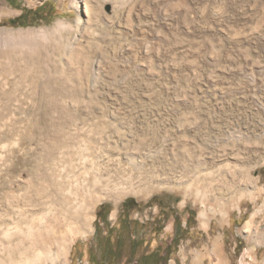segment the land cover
I'll use <instances>...</instances> for the list:
<instances>
[{
  "label": "rangeland",
  "instance_id": "obj_1",
  "mask_svg": "<svg viewBox=\"0 0 264 264\" xmlns=\"http://www.w3.org/2000/svg\"><path fill=\"white\" fill-rule=\"evenodd\" d=\"M11 1L0 0V21L43 3L51 18L0 26V212L10 194L28 211L34 202L25 198L43 195L58 212L55 195L71 191L83 153L88 172L124 189L107 193L101 185L90 196L67 194L69 225L57 230L69 234L58 264H91L93 233L106 230L98 212L105 208L116 226L127 199L136 204L127 215L148 223V264H262L264 245L242 227L258 210L253 224L264 233V150L238 153L247 161L250 193L222 212L216 194L196 195L194 185L186 186L210 173L212 163L236 158L227 144L231 133L249 148L255 138L264 141V0H80L82 10L74 0ZM66 115V143L54 157L52 130ZM80 133L98 140L85 144ZM130 177L132 188L124 182ZM52 182L64 191H54ZM74 202L80 205L73 209ZM176 226L183 231L173 246Z\"/></svg>",
  "mask_w": 264,
  "mask_h": 264
},
{
  "label": "bare ground",
  "instance_id": "obj_2",
  "mask_svg": "<svg viewBox=\"0 0 264 264\" xmlns=\"http://www.w3.org/2000/svg\"><path fill=\"white\" fill-rule=\"evenodd\" d=\"M73 3H75L76 9L82 10V8H84L80 0H74ZM84 9H86V8H84ZM94 12H96V11H94ZM76 22H77L76 24H78V25L81 23L80 16L78 17ZM62 24H61V22H59L57 25L61 26ZM50 35H51V33H50ZM52 37H54V35ZM34 48L36 49L37 47L35 46ZM33 50L34 49H31V51H33ZM54 50H55V48H54ZM38 51H40V50H38ZM37 54H38V52H37ZM57 55H58V53H57ZM36 57H37V55H36ZM29 59H30V57H29ZM33 59H34V57H33ZM33 59L31 58V60H33ZM40 59L41 58H39V60ZM33 62H35V60ZM53 62H54V60H53ZM47 63H48V61H47ZM51 66L52 65H50V68H51ZM60 66H59V68H60ZM35 67H37V66H35ZM47 68H49V67H47ZM42 69L43 68H41L40 70L42 71ZM66 69H68V68H66ZM69 69H71V67ZM54 70H56V69H54ZM57 71H58V69H57ZM57 71H56V73L58 74L59 71L58 72ZM33 72L35 74V71H33ZM57 74L55 76H57ZM52 75H54V74H52ZM40 77H41V75H40ZM52 77L53 76H51V80H52ZM48 78L49 77H47V80H48ZM62 78L64 79V77H62ZM38 79H39V77H38ZM34 80H36V79H34ZM35 83H37V82H35ZM64 83H66V82H64ZM59 85H63V84L61 83ZM65 85H63V86H65ZM57 87H59V86H57ZM57 87H55V88H57ZM68 88H65V89H68ZM58 90H61V89H58ZM68 91L70 92L71 90L68 89ZM1 92H3V90H1V88H0V93ZM6 92H8V91H6ZM32 92H33V90H32ZM62 92H60V93H62ZM73 92H71V93H73ZM52 94H53V91H52ZM68 96H70V95H68ZM62 115H64V114H62ZM73 115H75V114H73ZM94 116H92V117H94ZM66 117H67L66 121H62V123L60 124V122H61V120H60V122L58 123L60 126L59 125L54 126L55 130H54V128L52 130L53 131V138L55 139V141H53L54 142V147H53V155H54V157H55V154H57L61 150V148L64 147V145L66 143L64 141V138H65L66 133H68V132H65V129L67 127L63 126V124H65V122H66V124L68 123V120H69L68 119V115H66ZM92 117L88 116V119H90V120L95 122V120H94L95 117L94 118H92ZM79 119L82 122H85L87 120L85 118H82V119L79 118ZM80 120H78V121H80ZM92 127H93V130H97L98 135H102L103 134L102 132H104V131H102V129L100 130V128H98L97 124H93ZM80 134L84 137L83 140H81V141L83 143H85V144L88 143L89 140L91 141V143L94 140H95L94 142L96 143L97 140H98L95 136L87 137V135L84 136V134H82V133H80ZM78 136H79V134H70L71 140H73L72 138L75 139ZM229 137H230V139L227 142V144L229 146H232L233 148H236V158L235 159H229L228 158L227 160L221 159L222 161L220 160V161L212 163V165H211L212 170L210 171V173L202 174V176H199V175L196 176L195 175L193 180H191L190 184H188L186 186L187 190L189 191V190H191V185H194V187L191 190V192L194 191L196 195H200V194L204 195L205 192L209 193L210 191L212 192V194H216L218 196V198H212V199H213L214 205L221 212L228 208L229 204L234 200V197H236L237 195L239 197H242L244 194L250 193V190L248 189L249 188L250 178H249V174L247 173V171L249 170L248 165H247V161L244 160L243 158H241L240 156H238V153H240L241 150L242 151L243 150L244 151L245 150L248 151L250 149H252V150L254 149L257 152L264 150V141L260 140L259 138H255L256 141L253 139L254 141L253 142L251 141V143H253L252 145H254V144H256V145L254 147H252V148H249V147H246V145H244V143L248 142L247 139H246V141H244V140H242L241 136L239 137L237 134L234 135V133H231ZM240 140H242V141H240ZM246 144H248V143H246ZM225 147H226V144L221 149H223L224 152H226V154H228V152L225 150ZM189 152H190L189 153L190 156L187 155V157L188 158H193L194 157L193 152L192 151H189ZM191 152H192V154H191ZM68 154H69V152H67V155ZM57 155H56V157H57ZM84 156H83V153H82V155L80 154V155H78L76 157L77 161H78V165L80 167L79 170H82V172H81V174L74 176L73 183L70 185V190L72 191V193H71V191L68 190L67 194L75 195V194L78 193L79 190H81L84 193H87V195L89 193V196H90V194H94V193H97L98 191H100L101 190V187H100L101 185L105 186L103 191L107 192V193L113 192L115 190H123L124 189V188L119 189L116 185H110L109 186V179L103 178L101 174H98L95 171L94 172L93 171L92 172H88V170L85 167L87 160L85 159ZM67 159H68V157H67ZM73 159H71V160H73ZM55 166L57 167L56 163H55ZM56 169H58V168H56ZM96 170H99V169H96ZM195 170H196V167H195L194 171ZM199 172H201V171H199ZM53 175H55V174H53ZM53 175H52V177H53ZM59 175H60V173H59ZM66 175H68V174H66ZM59 178L61 179L62 177H59ZM48 182H50V181H48ZM54 182L51 183V187L48 185L50 188H54L55 189V190L53 189L54 191H56L57 189L59 191V190H61L64 187L63 186L61 188V186L57 185L58 186V188H57V186H56V184ZM124 182H125V184L129 183V187L130 188L133 187L132 181H131V177L128 178V180H126ZM58 183L60 184V182H57V184ZM67 187H69V186H67ZM63 191L61 190V192H63ZM44 193L45 192H43V194ZM67 194L66 193H65V195L63 194L64 195L63 198L62 197H58L59 194L55 195L56 199L57 198L59 199L58 202L60 204L59 208L55 209L56 211L59 210L58 212H53L52 208H55L56 206L54 207L52 199H51V201H44L45 199H44L43 195H40V194L30 195V196H27L25 198V199H28L30 201L32 200L34 202V205L31 207L33 209H31L29 211L27 210L26 207L24 208L25 204L23 203L24 201H23L22 198H20L19 196H14L12 194L7 196V201L9 203L8 204L9 206H7L5 208L6 210H4L3 212H0V264H58V263H60L63 255L65 253V250H66V244H67V240H68V234H69L68 231L69 230H68V228L67 229L64 228L65 230L64 229L63 230L60 229V231L57 230V229L60 228L62 225H63L62 227H65V226L68 227V225H69V224L67 225L65 223L66 220L68 219V218L66 219L65 216H66V213L69 212L70 205H67L68 199L67 200H65V199H66L67 196L70 197L71 195H67ZM69 197H67V198H69ZM79 205L80 204L78 202H74L73 209L78 207ZM263 212H264V210H263ZM73 213L75 214V212H73ZM258 214H259L258 210L251 214L250 218L244 223V225L242 227V231H243V233L247 234L248 239L251 242H253L254 244H256V245H264V233H262V234L259 233L260 231L258 232V230H256L257 227L255 228L254 227L255 224H253L256 221V219H257L256 217H257ZM201 215L202 216L205 215L204 211H203V213H201ZM87 219L88 218H84L83 219V220H85L84 223H86ZM259 226H261V225H258V228H259ZM260 229L261 228H259V230ZM49 237H51L53 239V241H55V242H50ZM262 264H264V260H263Z\"/></svg>",
  "mask_w": 264,
  "mask_h": 264
},
{
  "label": "flooded vegetation",
  "instance_id": "obj_3",
  "mask_svg": "<svg viewBox=\"0 0 264 264\" xmlns=\"http://www.w3.org/2000/svg\"><path fill=\"white\" fill-rule=\"evenodd\" d=\"M136 208L134 202H130L121 208L117 225H110L107 222V210L103 208L98 212V219L106 224L105 232L96 230L93 233V243L88 248L89 261L91 264H119L122 258L129 260L128 264H148V254H145L147 243L144 237L148 229V223L139 220L137 217L130 218L127 214ZM154 226L156 221L154 220ZM189 221H186L188 224ZM173 242L180 236L179 230L174 227ZM98 233V235H97ZM97 235V239L95 238ZM95 238V239H94ZM160 255H156L158 259ZM131 261V262H130ZM127 264V263H125Z\"/></svg>",
  "mask_w": 264,
  "mask_h": 264
},
{
  "label": "trees",
  "instance_id": "obj_4",
  "mask_svg": "<svg viewBox=\"0 0 264 264\" xmlns=\"http://www.w3.org/2000/svg\"><path fill=\"white\" fill-rule=\"evenodd\" d=\"M6 1L11 5H13L11 0H6ZM50 18H51V9L46 4L43 3L42 5L34 9H28L23 7L22 12L19 16L0 21V26L26 27V26L38 24L40 22L48 23L49 22L48 19ZM129 202H131L130 199L125 200L122 203V206L128 204ZM188 216L189 218H193L189 213ZM186 226H188V224ZM174 242L175 240L172 242V245L176 246V243ZM151 264H155V263H151Z\"/></svg>",
  "mask_w": 264,
  "mask_h": 264
}]
</instances>
